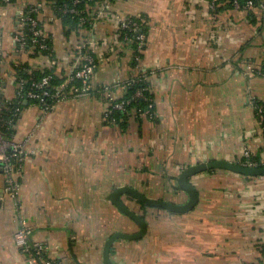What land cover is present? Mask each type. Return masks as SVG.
<instances>
[{"label": "crops", "instance_id": "0c3cea01", "mask_svg": "<svg viewBox=\"0 0 264 264\" xmlns=\"http://www.w3.org/2000/svg\"><path fill=\"white\" fill-rule=\"evenodd\" d=\"M36 1L9 4L0 15L3 99L18 98L14 63H27L28 71L54 67L65 77L76 45L89 39L97 57L94 86L147 72L155 102V118L133 116L123 127L105 119L104 93L71 97L50 111L24 101L14 133L26 148L19 203L32 239L50 256L64 264H107L108 238L140 229L110 199L116 187L184 203L188 194L177 178L186 167L215 159L243 164L247 150L264 158V129L252 101L264 102V75L257 73L264 62L263 12L222 3L213 10L210 0H115L90 29L70 31L45 0L40 19L55 33L52 64L46 54L19 51L14 41L18 9ZM117 16L146 17L139 60ZM190 182L199 201L185 213L121 195L147 219L148 232L116 240L115 264H264V175L216 168ZM16 205L0 170V264H32L15 241Z\"/></svg>", "mask_w": 264, "mask_h": 264}, {"label": "built area", "instance_id": "2783aa9c", "mask_svg": "<svg viewBox=\"0 0 264 264\" xmlns=\"http://www.w3.org/2000/svg\"><path fill=\"white\" fill-rule=\"evenodd\" d=\"M10 0H0V15L3 13L5 6L9 5ZM73 6L63 5L61 9L64 13L81 14L77 5L82 3L83 0H72ZM94 1L95 5L92 6V12L86 15L80 16L82 23H93L101 16H104L111 8V0H89ZM7 2V5L4 4ZM235 8L238 9H258L264 13V2L259 5H255L253 0H247L244 7L241 6L239 0H231ZM47 3L45 1H36L30 5L22 6L18 9V22L19 31L14 35V41L18 45L19 51L30 50L32 53H36L37 50H46L50 48L48 42L54 40L55 33L47 32L41 22L40 15ZM210 6L214 10L216 7V0H210ZM89 7V6H88ZM83 12V11H82ZM57 15V14H56ZM119 28L122 31L123 39L126 40L133 35L139 40L138 50H142L145 41L146 33L143 32L147 19L144 16H124L119 17ZM26 30L31 32L30 40L26 35ZM95 46L89 39H84L76 45L75 62L70 72L67 74L65 80L58 86L56 91H50L45 86L50 83V77L48 75L43 76L39 81L35 82L28 90L24 88V81L19 82L18 101L22 102L26 99L34 100L39 104L44 111H50L56 107V105L71 97L80 96L83 94H90L92 90L97 86L92 83V75L97 68V57L94 53ZM2 42H1V29H0V111L3 106V57H2ZM51 63H55V59H51ZM257 73L264 75V62L257 68ZM144 74L139 72L133 77L125 81L117 80L112 83L103 84L101 90L109 100V106L104 111L105 119H110L114 110H124L129 103L128 99L117 96L115 90L125 89L130 81L133 82L144 79ZM80 79L81 86H72L70 84L73 80ZM145 89H148L146 87ZM142 90L137 91L136 96H142ZM7 101V100H6ZM257 116L260 123H264V105L256 104L257 100L253 99ZM12 103V100H11ZM151 103L149 107L141 112V115L150 116L152 114ZM22 106L16 107L15 115L20 116ZM13 122V119L9 121ZM264 129V127H263ZM26 153L25 142L16 140L15 138H9L6 136V132L0 126V170L5 175V190L16 201V209L20 219V225L15 232V241L27 255H29L30 262L32 264H64L59 258L50 256L47 253V246L35 241L31 237V228L22 216V206L19 203L21 193V183L18 178V169L23 161ZM247 166H259L264 164V158L255 160L252 158V154L249 150L245 152V160L243 162Z\"/></svg>", "mask_w": 264, "mask_h": 264}, {"label": "trees", "instance_id": "16d2710c", "mask_svg": "<svg viewBox=\"0 0 264 264\" xmlns=\"http://www.w3.org/2000/svg\"><path fill=\"white\" fill-rule=\"evenodd\" d=\"M37 1H45V0H37ZM115 0H111V2H114ZM241 3V6L244 7L247 0H239ZM20 0H10L8 4L16 3L18 4ZM254 4L257 6L260 3L264 2V0H253ZM70 5L73 6L72 0H52L50 2L51 6L53 7V10L57 14V16L62 20L64 26H66L70 31L72 30H78L82 29V27H87L90 29V27L93 26V23H82L80 21L81 15H87V13L92 12V6L95 5L94 1L89 0H83L82 3L77 5L78 9L80 10L81 14H74V13H64L59 9L63 5ZM226 4L229 7L235 8L231 0H216V7L214 10L218 8L219 4ZM5 5H7V2H4ZM31 3H28L27 5H30ZM89 6V7H88ZM222 6V5H221ZM83 11V12H82ZM252 14H254V11L252 9L248 10ZM42 22V21H41ZM143 32L146 31V26L143 27ZM26 35L28 37V40H30L31 32L29 30H26ZM127 44L130 45L135 51L136 59L139 60V57L141 56V51L138 50L139 40L136 39L133 35L130 36V38L125 40ZM48 44L50 45L49 49L46 50H40L36 53L38 54H46L49 58H54V44L53 42L49 41ZM34 53V54H36ZM3 55V53H2ZM135 59V60H136ZM4 60V57H3ZM136 60V61H137ZM14 69L16 71L17 77L19 82L24 81V88L25 90H28L35 82L39 81L43 76L48 75L50 77V83L45 86L46 89H49L50 91H56L58 86L65 80V77H61L54 67H46L44 69H33L32 71H28V64L22 63V64H15L14 63ZM144 74V79L133 82L130 81L129 85L125 88V93L122 96L124 99H128L129 103L126 106V109L124 110H114V112L111 115V118L109 119L110 122L120 124L123 127H126L129 123V119L133 116L142 119L144 115H141L142 111H145L149 105L152 103L153 107L151 108L152 114L147 117L155 118V102H154V95L151 91L150 83L148 81V73L147 72H141ZM136 76V75H135ZM81 80L76 79L73 80L70 84V87L72 86H81ZM103 86V85H102ZM102 86H97L92 90V93H102ZM148 87V89H145ZM142 90L143 95L142 96H136L137 91ZM31 100V99H29ZM24 101L19 102L18 98L11 101L3 100V106L2 110L0 111V126L4 129L6 132V136L9 138H14L15 133V125L17 123V120L19 116L15 115L16 107L21 105L24 106ZM34 101V100H32ZM35 102V101H34ZM258 105L262 104L264 105V102L257 101ZM11 119H13V122H9ZM262 126L264 127V123H262ZM252 158L255 160H260V157L257 155H252ZM145 207H149L145 204H142ZM159 208V207H155ZM163 209V208H161Z\"/></svg>", "mask_w": 264, "mask_h": 264}, {"label": "water", "instance_id": "95a60500", "mask_svg": "<svg viewBox=\"0 0 264 264\" xmlns=\"http://www.w3.org/2000/svg\"><path fill=\"white\" fill-rule=\"evenodd\" d=\"M227 169L238 173H242L246 176L264 175V164L259 166H247L238 162L215 159V160H202L196 164H192L186 167L178 176V186L184 189L188 194V200L184 203L175 202L165 198L151 197L142 191L130 187V186H119L114 189L110 195V199L117 206V208L132 220L137 222L140 229L134 233H127L117 231L112 234L106 241L104 248L105 261L107 264H115L111 258L112 247L116 240L127 239L135 240L144 237L148 232V221L147 219L138 213L135 209L129 206L121 195L123 193L130 194L133 198L138 200L140 203L145 204L149 207H159L166 209L171 213H185L191 211L199 201L198 193L196 188L191 184L190 178L200 172L209 171L212 169Z\"/></svg>", "mask_w": 264, "mask_h": 264}]
</instances>
